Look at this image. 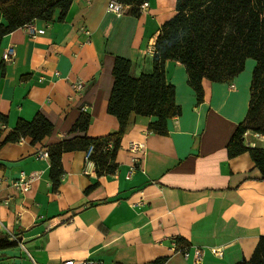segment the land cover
Returning a JSON list of instances; mask_svg holds the SVG:
<instances>
[{"label": "crops", "instance_id": "1", "mask_svg": "<svg viewBox=\"0 0 264 264\" xmlns=\"http://www.w3.org/2000/svg\"><path fill=\"white\" fill-rule=\"evenodd\" d=\"M110 1L73 0L63 19L56 11L50 22L29 24L43 34L32 37L21 27L0 40V113L7 124H0V143L18 120L37 113L54 127L41 143L25 138L0 147V236L24 247L0 251V264H192L197 249L201 264L249 260L264 236V180L248 153L230 158L226 147L249 108L252 59L230 83L203 81L200 104L185 68L167 61L166 82L181 109L167 122L168 135L148 130L156 118L132 114L113 174L98 178L85 151L64 153L53 190L48 157L37 155L78 136L70 131L82 112L90 116L89 137L117 131L107 113L114 61H131L134 75L151 74L159 29L175 14L176 0H146L138 16L127 7L117 17ZM0 24L6 25L1 13ZM9 46L15 55L4 62ZM245 146L264 149V138L248 133ZM21 172L36 174L26 193L13 186Z\"/></svg>", "mask_w": 264, "mask_h": 264}, {"label": "trees", "instance_id": "2", "mask_svg": "<svg viewBox=\"0 0 264 264\" xmlns=\"http://www.w3.org/2000/svg\"><path fill=\"white\" fill-rule=\"evenodd\" d=\"M72 1L0 0V13L6 22V25L0 24V40L35 21L50 22L56 11L60 12V20L63 19ZM145 1L119 2L129 7V14L138 16ZM153 49V70L149 75H134V66L128 59L117 57L114 61L107 113L118 121L115 133L89 137L90 116L82 112L70 131L78 136L46 147L54 191L61 183L64 153L86 152L92 147L89 160L94 163L97 177L113 174L117 167L116 154L132 114L156 118L148 130L154 135H168L167 122L179 117L181 109L175 103L174 87L166 82L164 65L167 61L179 62L185 68L187 83L199 104L204 101L203 81L230 83L243 72L246 60L256 62L246 117L236 128L226 150L230 158L248 153L260 179L264 180V149L245 146L248 133L264 136V0H176L175 14L161 25ZM0 124L7 125L1 113ZM53 131L51 122L37 113L30 122L18 120L0 147L25 138H30L32 144L41 143ZM2 134L0 130V138ZM96 186L97 183L86 192ZM16 245L7 236H0V251ZM164 262L156 259L151 264ZM236 264H264V236L260 237L251 258Z\"/></svg>", "mask_w": 264, "mask_h": 264}, {"label": "built area", "instance_id": "3", "mask_svg": "<svg viewBox=\"0 0 264 264\" xmlns=\"http://www.w3.org/2000/svg\"><path fill=\"white\" fill-rule=\"evenodd\" d=\"M85 1H86V3H89L90 0H85ZM126 8H127L126 5H124L123 3L119 2V1H115V0H111L108 4V10L110 12H112L117 17L122 16L124 14ZM146 8H147V3L144 2L140 6V10H144ZM24 28L26 29L28 34L32 37L36 36V35H41L44 33V31L36 30L32 25L24 26ZM14 55H15L14 47L9 46L2 52V60L4 62H9L14 58ZM82 88H83L82 82H76L72 86V89L75 92L81 91ZM231 88H233V86H231ZM257 136L264 138V136H261V135H257ZM108 148L111 149V145H109ZM136 148H137V146L133 145L131 150L135 151ZM91 153H92V147H89L88 150L85 152V159L86 160H89ZM46 156H47V154L42 152V153H39L37 155V158H45ZM35 179H36V174H34L32 176H27L24 172H21L18 179L14 182L13 186L19 192L26 193L30 189V185ZM11 241L16 242L20 246V248L22 250H24L23 245L20 242H18L15 237H11ZM181 251H184V250H181ZM211 252L217 256L221 255V252H219V250H217V249H211ZM185 257H187V254H185ZM201 259H202V250H199V249L195 250L192 264H201ZM61 264H104V263L101 261H97V260L86 259V260H82V261L66 260V261L62 262Z\"/></svg>", "mask_w": 264, "mask_h": 264}]
</instances>
